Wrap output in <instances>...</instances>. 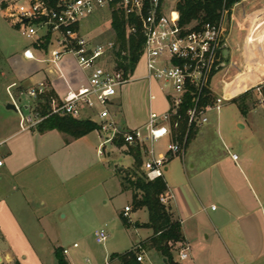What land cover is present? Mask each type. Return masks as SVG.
<instances>
[{
	"label": "crops",
	"instance_id": "obj_1",
	"mask_svg": "<svg viewBox=\"0 0 264 264\" xmlns=\"http://www.w3.org/2000/svg\"><path fill=\"white\" fill-rule=\"evenodd\" d=\"M242 1L230 9L229 23L226 24L228 53L226 54L225 50V54L226 61L232 69L237 64V56L240 54L246 61L245 70L241 72L245 73L251 72L247 59L253 54V47L248 48V46L254 41L257 43L256 40L250 39L253 28L251 27L252 21L257 14L262 13L264 15V3L250 12H244L243 16L247 21L245 23L247 32L243 39L244 46L242 48L238 45L232 48L229 39L233 11L234 7ZM261 15L260 18L264 21V16ZM257 22L261 23V21ZM254 46V50L264 56V46L259 43ZM28 48L32 49L36 59H28L24 56V51ZM49 56V50L38 48L30 42L29 46L22 51H18L6 61L0 62V70L2 69V76L0 71V111L16 112L20 116L19 128L15 131H12L11 126L5 124L4 130L0 129V141H5V166L0 172V202L3 201L5 207L11 210L18 203L29 207L32 194L53 196L65 190L69 195L68 200L82 197L85 206L92 209L94 208L92 194L101 188V200L105 199L104 205H110L109 208H101L99 211L98 217L101 219V223L116 227L119 232L127 228L129 230L134 229L139 234L140 231H143V237L141 236V239L127 251L137 248L141 242L152 236L153 230L146 226L136 227V223L144 224L149 221V213L147 218L143 219L144 214L148 212L147 209H135L133 193L123 190L122 187L119 172L128 170L134 165V158L128 153L127 144L124 145L126 148L123 150V146L112 142L121 153L132 157L133 165L119 167L118 164L108 159V165H113L114 178L92 181L91 178H80L88 169L87 154L84 147L92 144L89 138L93 132L98 131L101 138L105 134L98 129L75 138L57 129L41 131L43 135H52L48 136L49 138L63 137L64 140V143L56 147L47 146L50 148L46 147L48 145L46 140L43 141L44 148L42 151H44L49 163L46 176L53 175L55 178H37L32 173H27L24 176L21 174L30 168L35 161H39L40 148L35 147L26 138L18 142H12V140L22 133L28 132V130L39 129V127L25 130L21 128L20 113L6 107L8 103L13 102L8 93L9 87L15 84L11 90L16 96V101L24 110L30 111L38 106L39 101L29 98L26 92L40 82L47 83L49 91H53L57 98L62 99L70 90L87 86L89 81L88 71L80 68L73 54L63 56L59 64L60 71L47 60ZM256 67L257 64L252 66V68ZM142 68L144 73L141 72L139 76L146 73V64ZM136 70L137 67L134 74ZM241 73L235 77L231 74L228 79L224 78L223 72L218 79L219 73H217L213 79L214 95L219 96L218 88L222 84L225 89L223 94L226 95V101L237 103L241 97L251 92L249 88L252 85L264 79V74L256 71L251 75L252 79L245 89L236 92L234 89H228V83L233 82ZM5 77L6 79H4ZM223 80H226L227 85H224ZM137 81L139 82V99L141 100L143 97L142 101L138 102L137 108L125 103L122 97V89L125 86L120 89L109 107L115 122L124 131H132L145 126L149 122L152 111L163 113L170 108L167 93L160 82L147 79ZM157 87L165 97L166 106L161 109L158 108ZM255 101L257 104L254 107H259L257 98ZM262 109L261 112L252 114L250 134L241 140L238 147L231 142L230 144L226 143L220 129H216L212 125L210 117L207 124L193 128V134L188 139L190 130L184 152L181 154H168L167 146L163 148L161 143L162 140H167L168 144L172 141L182 142L184 137L178 138L182 134L180 132L164 137L153 144H148L149 148L154 149L156 157L166 155L168 158L165 167L167 174L164 175L168 188L165 196L169 197L167 203L172 207L175 218L181 222L184 234L183 246L175 253V260L178 263L264 264V107ZM245 113L250 115L251 112L246 111ZM79 119H89L96 123L100 121L97 111L91 109H86ZM248 124L239 123L238 125L241 129L247 130ZM6 127H8L7 130H5ZM56 132L60 134H53ZM186 133L187 128L184 133L185 137ZM101 143L96 146L98 153ZM232 154H238L239 159L234 160ZM149 157L150 154L146 153L144 162ZM121 161L122 158L119 157L117 162ZM142 169L144 170V163ZM88 195L89 198H87ZM123 197H127L126 202L128 203H122ZM88 199L90 202H87ZM126 206L131 207L128 216L124 215ZM214 206L215 208H213ZM142 212L144 214H141ZM124 217L129 220L130 227L125 225ZM186 246L190 247V256L188 259L181 260L179 253ZM57 247L62 248V246ZM146 251H149L154 258L160 256L159 258L164 264H169L167 259L153 249H143L140 252L144 258L143 264L147 259ZM116 253L120 252L111 253L110 259ZM2 259L11 263L18 260L7 251H0V261ZM66 259L68 264H73L67 255Z\"/></svg>",
	"mask_w": 264,
	"mask_h": 264
},
{
	"label": "built area",
	"instance_id": "obj_2",
	"mask_svg": "<svg viewBox=\"0 0 264 264\" xmlns=\"http://www.w3.org/2000/svg\"><path fill=\"white\" fill-rule=\"evenodd\" d=\"M169 0H0V11L19 28L32 45L45 49L46 44L50 56L47 59L59 71L61 59L66 54L76 57L80 68L88 71V85L77 90H70L62 99L52 96L50 110L42 115L38 106L28 116L16 101V96L9 87L8 93L21 115L20 126L23 130L38 126L50 115H68L81 118L86 109L97 111L100 121L99 131L106 138L101 143L99 154L107 142L116 138L123 139L127 145L140 144L150 157L144 162L146 177L150 180L164 178L167 156L156 157L154 149L148 144L155 143L164 137L180 131V121L187 118L186 137L182 142L172 141L167 145L168 154L176 155L184 152L187 135L192 127H199L209 122V112L219 113L226 95L215 96L213 79L217 73L223 72L225 79L230 76L231 65L226 61V18L225 10L218 22L191 24L181 23V15ZM124 14L128 35L137 33V22L144 37L141 59L146 60L147 72L136 77L134 71H126L116 52L121 51L115 40L97 41L83 32L82 25L100 14H109L111 24L114 13ZM28 59H36L31 48L24 51ZM121 61V62H120ZM138 62V64H139ZM148 79L160 82L165 89L170 108L159 113L152 111L149 122L132 131L122 130L115 122L109 109L114 97L126 84ZM227 85L226 80H223ZM257 95L258 104L264 107V79L249 88ZM48 85L40 82L26 92L29 98L41 101L48 92ZM232 97V96H231ZM190 103L186 114L182 107ZM206 102V104H203ZM29 111V110H28ZM5 141H0V172L5 166ZM238 160V154H232ZM163 196L161 201L168 202ZM215 208V206L213 207ZM130 206L125 207L124 215L128 216ZM109 233L105 228L95 231V241L105 244ZM78 244L75 243L74 247ZM190 247H184L179 255L181 260L188 259ZM64 255L69 249L62 247ZM137 260L144 258L139 252ZM89 261V260H88ZM108 263V262H107ZM0 264H15L1 260Z\"/></svg>",
	"mask_w": 264,
	"mask_h": 264
},
{
	"label": "rangeland",
	"instance_id": "obj_3",
	"mask_svg": "<svg viewBox=\"0 0 264 264\" xmlns=\"http://www.w3.org/2000/svg\"><path fill=\"white\" fill-rule=\"evenodd\" d=\"M179 1L180 0H169L168 3L178 7ZM263 3L264 0H245L234 7L229 39V44L232 48L238 45L242 46V48L244 46L243 39L247 32L245 25L247 21L244 19V12H250ZM261 14L262 13L254 16L251 27L256 28V24L257 26L260 25L259 28L264 26V21L260 18ZM225 15L226 24H228L230 10H225ZM257 21H261V23ZM82 29L85 34L97 41L115 40L116 37L115 30L111 24L110 15L106 13L95 16L92 20L85 21L82 25ZM263 31H261V33H264ZM255 33L259 35V32ZM260 35H263L259 40L260 44L263 46L264 34ZM29 44L30 40L23 35L19 28L13 26L5 17L3 11H0V62L2 60L6 61V59L10 58L16 52L22 51L29 46ZM254 45H256V43L252 42L248 48L253 47V51H255ZM251 55L248 57L247 61L250 60ZM263 57L264 56L261 55L260 62L263 63L264 71ZM237 58V64L234 65L233 69L231 68L230 71V75L233 74V77L245 70L246 61L244 58L241 57L240 54ZM144 64H146V60L143 58L136 66L137 70L134 74L136 77H138L141 72L144 73L142 68ZM0 71L2 76V69ZM252 74L254 73L248 72L246 75L238 78L234 84V92L245 89L252 79ZM221 75L222 72L219 73L217 78L220 79ZM4 79H6V77ZM138 83L139 82L135 80L126 84L125 87L123 86L124 88L122 87V97L125 103L131 104L134 108H137L138 102L143 99V97L141 100L139 99ZM224 90L221 84L218 88L219 96L224 93ZM156 92L158 93V108L161 109L166 106L164 101L165 97L158 87L156 88ZM256 98L257 95L251 91L241 97L237 102L238 104L234 101H224L219 114L215 111L209 112L212 125L214 128L220 129L227 144L231 142L238 147L241 140L250 134L252 114L263 110L261 106L254 107L256 106L255 104H257L255 101ZM244 111H250L251 113L247 115ZM29 113L30 111L25 110L23 115L28 116ZM19 118L20 116L16 112L0 111V129L4 130L3 126L7 125L11 126L12 131H15L19 128ZM239 123H249L248 129H241L238 125ZM7 128L8 127H6L5 130H7ZM53 134L60 133L56 132ZM48 136L52 135H43L38 128H35L33 130H28L26 133H22L12 140V142H18L26 138L28 141L32 142L35 147L37 146L38 149L40 148L39 161H35L30 168L24 170L23 173H21L22 176L27 173H32V175L34 174L37 178H55L53 175V177L46 176L49 163L44 151H42L44 148L43 141L46 140L48 144L46 147L49 145L56 147L64 143V140L63 137H58V139H56L53 137L49 138ZM90 137L89 139L92 144L84 147L87 154L88 169L80 178H91L92 181L114 178L113 165H108V159L118 164L119 167H130L133 165L132 157L121 153L111 141L106 143V146L103 148V154H99L96 146L99 145L100 142H103L105 136L101 138L98 131L93 132ZM161 143L163 148L168 145L167 140H162ZM122 148L124 150L126 147L123 145ZM119 157L122 158L121 162H117ZM166 174L167 172L165 171L164 175L166 176ZM101 190L102 189L99 188L92 194L94 202V208L92 209H88L87 206H85L82 197L68 200L69 195L65 190L53 196L48 194L43 196L41 194H32L29 200V207L18 203L12 210L7 209L3 201H1L0 235H2V238H0V251L10 252L21 264H57L54 248L62 246L69 249L67 256L73 264H121L118 259H110V254L116 251L120 253L126 252L141 239V236L143 237L144 233L140 231L139 234L135 232L134 229L129 230L128 228L119 232L116 227L102 224L101 219L98 217V213L101 208L107 209L110 205H104L103 201L105 199L101 200ZM87 198H89V195ZM123 198L122 203H128L126 202L127 197ZM87 202H90L89 199ZM141 214L144 213L142 212ZM147 216L148 212L144 214L143 219L147 218ZM100 228H105L109 233V238L105 244H98L95 241V231ZM74 243H77L78 246L74 247ZM141 251L142 250H140V252ZM145 254L147 255L145 264H164L161 258H159L160 256L154 258L149 251H146Z\"/></svg>",
	"mask_w": 264,
	"mask_h": 264
},
{
	"label": "trees",
	"instance_id": "obj_4",
	"mask_svg": "<svg viewBox=\"0 0 264 264\" xmlns=\"http://www.w3.org/2000/svg\"><path fill=\"white\" fill-rule=\"evenodd\" d=\"M55 3L57 0H51ZM242 0H180L178 10L181 15V23L189 25L192 21L197 20L200 23L218 22L221 18L223 10H230L236 3ZM127 22L124 14L114 13L112 26L115 30V41L119 45L121 51H126L125 56H121L120 52L116 54L122 58V63L126 71H134L142 53L144 37L140 30V24L137 22V33L128 35L126 31ZM47 49L46 44L42 46ZM121 62V61H120ZM55 96L53 91H49L41 98L38 103V110L42 115H47L50 110V98ZM203 104H206L204 102ZM190 103H185L182 107L183 115L186 114ZM40 131L57 129L65 132L75 138L82 137L88 133L98 130L100 125L89 119H79L68 115H50L38 125ZM188 127L187 118L180 121V136L184 137L186 128ZM193 128L188 135L190 139L193 134ZM114 142L123 146L126 143L123 139L116 138ZM145 146L140 144L128 145V153L134 158V165L128 170L120 171L123 190L133 193V205L135 209L146 208L149 213V221L144 224L136 223V227L146 226L153 230L152 236L141 242L138 248H133L124 253H116L111 259H118L121 264H143L137 260L140 250L148 249L157 251L163 258L167 259L169 264H180L175 260V253L181 249L184 242V234L181 222L175 218L172 207L168 203L161 201L166 195L167 184L164 178H156L150 180L146 177L142 169L144 163ZM127 227L131 224L124 217ZM54 255L57 264H68L66 256L62 252L61 247L54 249ZM15 264H21L19 260Z\"/></svg>",
	"mask_w": 264,
	"mask_h": 264
},
{
	"label": "bare ground",
	"instance_id": "obj_5",
	"mask_svg": "<svg viewBox=\"0 0 264 264\" xmlns=\"http://www.w3.org/2000/svg\"><path fill=\"white\" fill-rule=\"evenodd\" d=\"M260 26V25H259ZM259 26H257V24H256V28H252V31H251V38L253 39V40H256L257 41V43H259L260 44V42H259V40H260V38L263 36V35H260V34H264V33H261V31H263L264 30V26L262 27V28H259ZM255 32H259V35H257V33H255ZM264 32V31H263ZM250 38V39H251ZM250 41V40H249ZM262 41V40H261ZM255 42V41H254ZM256 43V44H257ZM264 46V45H263ZM260 57H261V55L259 54V53H257V51L255 50V51H253V54L251 55V58H250V60L248 61V65L250 66V68H251V72L250 73H255L256 71L257 72H261V73H263L264 74V71H263V63L262 62H260ZM264 58V57H263ZM257 64V67L256 68H252V66L253 65H256ZM248 72H245V73H241L240 75H238L235 79H234V81L233 82H231V83H228V85H227V88L228 89H233L234 88V84L236 83V81H237V79L238 78H240L241 76H243V75H246Z\"/></svg>",
	"mask_w": 264,
	"mask_h": 264
},
{
	"label": "water",
	"instance_id": "obj_6",
	"mask_svg": "<svg viewBox=\"0 0 264 264\" xmlns=\"http://www.w3.org/2000/svg\"><path fill=\"white\" fill-rule=\"evenodd\" d=\"M225 49H226V54L228 53V49H227V45H225ZM6 107L8 109L14 110V111H18L16 105L13 102H10L6 105Z\"/></svg>",
	"mask_w": 264,
	"mask_h": 264
}]
</instances>
